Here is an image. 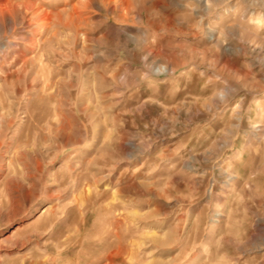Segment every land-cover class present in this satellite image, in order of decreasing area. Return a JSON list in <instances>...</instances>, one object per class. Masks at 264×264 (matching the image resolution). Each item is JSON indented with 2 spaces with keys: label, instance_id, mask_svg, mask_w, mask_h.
Returning a JSON list of instances; mask_svg holds the SVG:
<instances>
[{
  "label": "rangeland",
  "instance_id": "obj_1",
  "mask_svg": "<svg viewBox=\"0 0 264 264\" xmlns=\"http://www.w3.org/2000/svg\"><path fill=\"white\" fill-rule=\"evenodd\" d=\"M0 264H264V0H0Z\"/></svg>",
  "mask_w": 264,
  "mask_h": 264
},
{
  "label": "bare ground",
  "instance_id": "obj_2",
  "mask_svg": "<svg viewBox=\"0 0 264 264\" xmlns=\"http://www.w3.org/2000/svg\"><path fill=\"white\" fill-rule=\"evenodd\" d=\"M6 4V3H5ZM18 228V227H17Z\"/></svg>",
  "mask_w": 264,
  "mask_h": 264
}]
</instances>
